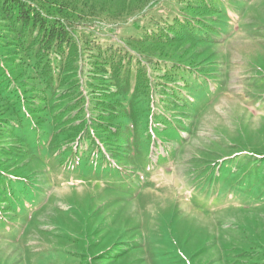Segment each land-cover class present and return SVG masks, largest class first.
<instances>
[{
  "label": "rangeland",
  "instance_id": "obj_1",
  "mask_svg": "<svg viewBox=\"0 0 264 264\" xmlns=\"http://www.w3.org/2000/svg\"><path fill=\"white\" fill-rule=\"evenodd\" d=\"M185 1L69 0L86 15L73 27L95 35L87 57L97 44L132 55L114 89L123 111L98 100L103 87L90 93L81 60L38 78L2 47L13 36L0 22L1 97L51 109L28 142L0 131L4 168L35 185L32 197L20 185L12 201L0 196V264H264V0H203L222 14ZM181 12L200 19L201 40L179 31L159 41L167 20L185 22ZM40 79L59 87L50 99L29 91ZM165 105L174 137L156 129ZM132 107L146 111L132 120ZM129 142L151 155L136 161Z\"/></svg>",
  "mask_w": 264,
  "mask_h": 264
},
{
  "label": "trees",
  "instance_id": "obj_2",
  "mask_svg": "<svg viewBox=\"0 0 264 264\" xmlns=\"http://www.w3.org/2000/svg\"><path fill=\"white\" fill-rule=\"evenodd\" d=\"M38 1L46 4L47 6L45 7L43 4L39 5L37 3V0H0V22L4 24L5 28H7L8 35L13 36L12 40L4 39L2 47L11 45L9 46L10 49H14L13 52H17V55H20L19 61H21L22 63H24L25 61H29L28 65L26 64L28 66L27 69L31 68L30 70H32L33 73L37 72V68L35 69L34 66L36 65L38 69H40V72H37L38 78H40V76L42 75H45L47 72V68L49 69L50 66H53L54 69L59 70L60 73L66 76L73 70V64L71 63H75L77 59L81 60L80 73L84 71V65H86V67L87 65L88 67H91V71L87 70L88 74L86 76V80L84 79V82L87 83V85L90 87V93L95 94V89L103 87L105 89V92H101L98 100L103 101L104 105H106V102L108 104L107 106L114 109L116 107L120 108L121 106L115 104V102L113 101V97L116 94L115 92H117L114 91V89L116 88V80L121 78V76L126 79L125 75L130 68L128 64L132 59V55L129 52H118L114 50L113 47L104 49L97 44V46L95 47V57H87L89 55L87 52V49L89 48L88 43H90L89 40H91L89 36L94 35V33H88L86 27L84 28L86 30L85 32H80L76 30L77 28L73 27L76 26L78 22H82V18L86 17V15H82L80 11L77 13L73 11L70 12L68 8L71 7V4H69V0ZM190 1L186 0L185 4L188 5V7H190L192 10H194V5L190 4ZM194 1L196 3H204L206 11H211L212 7L215 11H213L214 14H218L219 12H221L222 14L225 12L223 9H215L212 2L210 1ZM169 5H171L170 2ZM74 14H76L75 17L78 21H74ZM181 14H183L187 18H184L185 22H180V20L176 19V17L171 19V21L167 20V26H165L164 31L163 29H161L162 32H157V38L159 39V41L163 42V33H165L168 40L171 41L172 37H176V34H179V31L182 33L184 38H198V32H200V19L188 16L183 12H181ZM168 17H172V13H169ZM194 21H199V24H196V22ZM155 25L157 26V24ZM69 28H71L72 31H70ZM79 35H83L85 41H87L86 45L83 46V49L78 46V44L80 43L78 39ZM198 39L201 40V37ZM162 42H158V45L156 47H164ZM0 45H2L1 38ZM74 57L77 58L74 60ZM85 57L87 59L89 58L87 62L85 61ZM94 69L96 70V72ZM105 75H108V77H105ZM172 78V75H168V80L171 81ZM48 85L49 84H46V80H36V83H34L30 87L29 91L32 92L33 95H37L40 100L42 98L47 100L50 99L51 95H54V92H57L59 89V87H57L53 92H51V87ZM172 94H174V92ZM159 95L160 99L162 98L163 100H165V102L169 101L170 99L169 90L166 87H160ZM174 96L176 98V94H174ZM191 96L192 97L190 99H192L193 101H198L200 94L197 93V99H195L193 95ZM92 97L94 98V95H92ZM35 102L36 100L27 99L25 103L34 104ZM21 104L22 103L16 100L12 102L11 100L3 99L0 95V131H2L6 136H8L9 134L19 136V138L23 139L24 142H28L32 136V126H36L39 128L45 126L44 122L48 120L49 114L46 113V110H48L47 112H49L51 109L43 105L41 111L37 112L34 107L29 108L28 106L26 107V109H24V106H21ZM68 108H70V106ZM201 108L202 107L200 106V104L195 105V109H197L196 112H198ZM25 110L27 112H30L33 118L23 119L22 117H24L25 115ZM126 111H128V109ZM145 111L146 109H142L140 107H132L127 113L129 114L130 118L134 120L133 118L140 116ZM165 111L166 116L163 115L160 111L161 118L163 116L164 118L159 121V125L156 129L160 132L161 129L166 128L164 134H168L171 132L168 136L174 137L175 133L171 130V121L167 116V113L169 114V116H171V109L167 108L166 106ZM49 119L52 118L50 117ZM25 122L26 124H23ZM90 124L92 125V123ZM28 125L30 126L28 127ZM110 129L114 130L115 128L111 127L109 128V130ZM144 135L149 136L147 132ZM153 136L155 139H158L155 133H153ZM177 136L178 134L176 133V137ZM77 139L80 140V138H76L75 140ZM130 144L134 146L132 155H135L136 161L137 157L141 158V156H144L148 158L151 155L149 153V148L146 147V150H141V145H137V143L135 142H129L128 145ZM2 153L3 152L0 149V154ZM259 159L260 158H257L256 162H258ZM4 167V163L0 159L1 199H4L5 201L9 200V202L12 201V198H15V193L13 191L15 185L21 186L18 192H24L26 193V195H30V197H32L30 192H33L35 185L34 183H32L30 177H19L18 175L13 174L11 170H6ZM235 167L237 168V165H235ZM254 168V166H251L249 169L252 170ZM222 169L226 170V168L223 167ZM247 174L248 172L245 171L239 177L242 179H248ZM218 176L220 177V171L216 177ZM213 177L215 178V175H213ZM256 179L259 180L260 177H257ZM11 204L13 205V202ZM1 210L2 209L0 208V211ZM1 215L4 216V214ZM2 224L3 223L0 220V226H2Z\"/></svg>",
  "mask_w": 264,
  "mask_h": 264
},
{
  "label": "bare ground",
  "instance_id": "obj_3",
  "mask_svg": "<svg viewBox=\"0 0 264 264\" xmlns=\"http://www.w3.org/2000/svg\"><path fill=\"white\" fill-rule=\"evenodd\" d=\"M181 153V152H180Z\"/></svg>",
  "mask_w": 264,
  "mask_h": 264
}]
</instances>
